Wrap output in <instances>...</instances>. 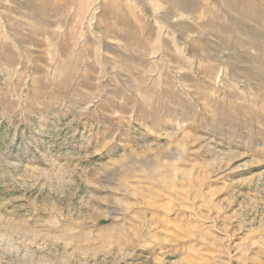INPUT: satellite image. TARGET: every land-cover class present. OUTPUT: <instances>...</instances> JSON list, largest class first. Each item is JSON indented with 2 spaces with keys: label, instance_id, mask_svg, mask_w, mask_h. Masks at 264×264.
I'll list each match as a JSON object with an SVG mask.
<instances>
[{
  "label": "rangeland",
  "instance_id": "obj_1",
  "mask_svg": "<svg viewBox=\"0 0 264 264\" xmlns=\"http://www.w3.org/2000/svg\"><path fill=\"white\" fill-rule=\"evenodd\" d=\"M0 264H264V0H0Z\"/></svg>",
  "mask_w": 264,
  "mask_h": 264
}]
</instances>
